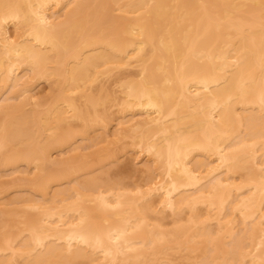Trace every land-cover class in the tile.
Wrapping results in <instances>:
<instances>
[{
  "label": "bare ground",
  "instance_id": "1",
  "mask_svg": "<svg viewBox=\"0 0 264 264\" xmlns=\"http://www.w3.org/2000/svg\"><path fill=\"white\" fill-rule=\"evenodd\" d=\"M125 140L130 186L105 168ZM18 164L39 198L0 211V264H264V0H0V168Z\"/></svg>",
  "mask_w": 264,
  "mask_h": 264
},
{
  "label": "rangeland",
  "instance_id": "2",
  "mask_svg": "<svg viewBox=\"0 0 264 264\" xmlns=\"http://www.w3.org/2000/svg\"><path fill=\"white\" fill-rule=\"evenodd\" d=\"M61 13H63V10ZM114 15H117V14L115 13ZM62 16L63 15L61 14V17L59 18V20L63 19ZM9 30H10V34H12L13 28L10 27ZM124 75H128V77H131L132 73H131V71L130 72L127 71ZM115 77H118V76L116 75ZM115 77H114V79H115ZM114 79H112V80H114ZM112 80H110V81H112ZM52 86H53L52 83L50 84L49 81L39 80V81H36L34 83V86L32 87L31 93L34 95L36 101L48 99L52 93V89H53ZM126 118H128V116ZM77 123H79L78 125H80V122H75V124L73 122L74 126L77 125ZM73 124H71V125H73ZM80 127H81V125H80ZM80 127L77 126V127H75V129L77 130V128H80ZM113 127H115V126L112 125L110 131L114 130ZM90 134H89L90 136H93L92 133H90ZM77 140H78V138L76 140L71 141V146H69V144H68L69 147L66 144L62 147L53 149L50 152V160L51 161H56V160H60V159L64 160L67 157H69L70 156L69 154L74 153L73 149L79 145ZM75 141H77V142L75 143ZM73 143H75V144H73ZM85 144H87V143H85ZM124 145H126L127 147H125L123 152L120 154L118 153L117 156L115 154L113 157H115V156L116 157L115 158L111 157L108 161L109 163L107 162V165L111 164V167L106 166V164H105V166H106L105 168L106 169L109 168V171H107V172H108V174L111 173L109 175L110 179H112L113 181H118L121 184H124V186H126V185L130 186L132 183H137L138 181L141 180V179H139V178H141V176L139 177L138 172L134 173L133 169H136L138 166L140 167V165H137V166L135 165V167H134V164L138 163L140 160H142V156L139 155V153L137 152L138 150L136 151L135 146L134 147L132 146L131 140H129V141L125 140ZM71 149L73 150V152ZM95 150L96 149H94V150L89 149V150L83 152V154L87 155L88 153H92ZM124 153H125V155H124ZM112 165H113V167H112ZM17 167H18V169L16 168V170H15V168H12L11 166H6V167L0 168V182L3 185L2 188L0 189V211L1 212H10V210L13 211L15 209L16 211L15 210L14 211L17 212L16 214H18V212H19V214L17 216H15L14 219L12 218L14 220L13 222H16V223L20 221V219L18 217L21 216L20 214H22L23 209H24L23 208L24 206H19L21 204H18L17 201L22 200L26 197H28V198H30V197L39 198V196L35 195V193H33V191L30 190V188L28 186H26L25 184L20 185V182H18V180H17L18 179L17 177H20V175L18 173L20 171L24 172L26 169L29 172L28 178L33 177L34 173H36L33 170V166L32 165L26 166L25 164H18ZM139 167H138V169H139ZM32 171H33V173H32ZM30 173H32V174L30 175ZM96 174H98L97 175L98 177L104 176V174L99 176V172L94 173V175H96ZM72 179L73 178L61 181V182H59V184L57 182V183H54L53 185H51L49 191H47V194H48L47 197L51 196L57 188L58 189H65V188L72 187L73 185H75L80 180V178H79V180H77V179L72 180ZM32 194H34V196ZM12 202L15 205H13ZM17 205H18V207H17ZM94 220L96 222L99 221L100 220L99 215L95 214ZM5 230H7V229H5ZM5 230H2L0 232H5ZM180 255H185V252L176 253V251H174V253L166 256V258L173 261V263H174V261L177 262V260H175V259H177ZM79 264H86V263H85V261H81Z\"/></svg>",
  "mask_w": 264,
  "mask_h": 264
}]
</instances>
